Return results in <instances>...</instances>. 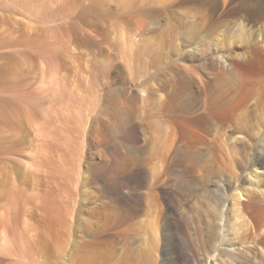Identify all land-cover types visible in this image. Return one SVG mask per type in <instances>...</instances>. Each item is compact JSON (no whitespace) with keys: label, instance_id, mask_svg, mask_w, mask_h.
I'll list each match as a JSON object with an SVG mask.
<instances>
[{"label":"rangeland","instance_id":"obj_1","mask_svg":"<svg viewBox=\"0 0 264 264\" xmlns=\"http://www.w3.org/2000/svg\"><path fill=\"white\" fill-rule=\"evenodd\" d=\"M261 49L264 0H0V264H62L74 238L82 264H162L170 232L198 264H264V87L209 133L166 110L217 56L259 75Z\"/></svg>","mask_w":264,"mask_h":264},{"label":"bare ground","instance_id":"obj_2","mask_svg":"<svg viewBox=\"0 0 264 264\" xmlns=\"http://www.w3.org/2000/svg\"><path fill=\"white\" fill-rule=\"evenodd\" d=\"M39 9L40 8H36L34 10L38 12ZM143 10L145 13H151V10L149 9ZM150 25L154 33H160L164 36H169L173 33L174 26L171 24L165 25L156 21L151 22ZM262 53L263 58L261 59L260 65L264 62V51ZM219 59H221V57L217 56L216 61L214 63L212 62V71L210 70L209 72L211 77L201 79L192 76L189 80L190 83L187 91H177L173 97L168 100L166 105L167 111H173L183 117H188L189 115L201 111L202 116L200 118L204 119L206 122L205 131L207 133L211 132L218 122L228 121L230 114L239 106L248 105L256 95L263 92L264 87V70H262L259 75L255 76L245 72L244 67L246 68V66L250 64V57L244 58L241 61H235L233 58L227 57V59L224 60V63H221ZM193 87L195 89H193ZM227 87L229 94L226 99H220L221 93L225 90L227 92ZM261 99L262 104H264L263 97ZM172 147L174 152L172 162L174 166H176V169L174 170V179L175 184L178 186V189L176 188V190L180 194V199L182 201V199H186V192L189 190L191 191L196 187V177L193 172L194 151L192 145L189 146L186 151L181 145L176 144ZM148 181L149 177L147 175L134 173L132 176V187L128 192L129 196L134 200L138 199L139 189ZM170 204L173 205L174 208H177V201L174 197H170ZM176 214L180 219H183V214ZM167 236L166 241H164L166 251L163 256L164 263L162 262V264H175L178 263V261H181L182 264H184V260L188 264H198L194 256H192V253L188 252L189 250L186 251L188 252L186 254H181L179 251L176 255L175 252L171 253L170 250L177 249L178 238L173 235L172 232ZM256 239L258 242L264 241V236H256ZM82 242L83 240L74 238L70 243L71 248L63 256V259L59 260V262L62 261V264H82V253L80 250H77V247L81 245ZM167 252H170L171 254ZM182 253H184V251H182Z\"/></svg>","mask_w":264,"mask_h":264}]
</instances>
